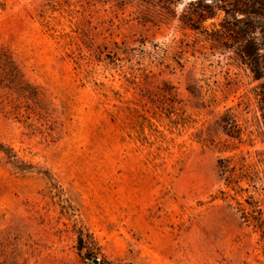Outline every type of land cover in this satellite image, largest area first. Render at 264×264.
Masks as SVG:
<instances>
[{
    "label": "rangeland",
    "instance_id": "obj_1",
    "mask_svg": "<svg viewBox=\"0 0 264 264\" xmlns=\"http://www.w3.org/2000/svg\"><path fill=\"white\" fill-rule=\"evenodd\" d=\"M191 1L0 0V264H264L263 80Z\"/></svg>",
    "mask_w": 264,
    "mask_h": 264
},
{
    "label": "trees",
    "instance_id": "obj_2",
    "mask_svg": "<svg viewBox=\"0 0 264 264\" xmlns=\"http://www.w3.org/2000/svg\"><path fill=\"white\" fill-rule=\"evenodd\" d=\"M202 1L190 2L184 22L200 30L204 21L224 11L219 28L206 32L214 41L232 50L250 68L255 79L263 80L258 94L264 118V0H215L213 6L203 5ZM195 4L202 6L193 8Z\"/></svg>",
    "mask_w": 264,
    "mask_h": 264
},
{
    "label": "water",
    "instance_id": "obj_3",
    "mask_svg": "<svg viewBox=\"0 0 264 264\" xmlns=\"http://www.w3.org/2000/svg\"><path fill=\"white\" fill-rule=\"evenodd\" d=\"M94 262H95V263H98V262H99V260H98V259H94Z\"/></svg>",
    "mask_w": 264,
    "mask_h": 264
}]
</instances>
